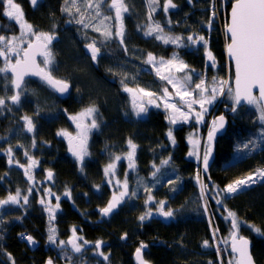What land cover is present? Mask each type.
Segmentation results:
<instances>
[{
    "label": "trees",
    "instance_id": "1",
    "mask_svg": "<svg viewBox=\"0 0 264 264\" xmlns=\"http://www.w3.org/2000/svg\"><path fill=\"white\" fill-rule=\"evenodd\" d=\"M18 1L26 20L37 32L55 33L58 37L55 44L50 46L56 58L53 75L72 86L69 97L61 99L41 79L31 78L24 82L50 93L56 101L53 107L46 108L42 104L35 106L38 111L35 117L38 125L36 142L41 157V170L36 176L45 180L46 170L53 171V182L46 180L48 186L58 195L69 191L71 195L58 201L59 213L52 221L49 220L45 204L40 203V192H32L27 203L21 200L22 205L21 202L19 206L8 204L0 208V264H13V260L15 264H46L49 258L58 261L56 251L48 242L49 228L53 223L57 224L65 237L74 226L88 240L104 241L106 247L103 252L110 254V264H136L134 252L141 242L147 245L145 257L153 264H227V250L221 259L215 244L217 235H213V232L223 239L220 234L227 235L231 231V218L227 219L229 211L234 212L241 221L239 230L242 236L251 240L256 263L264 264V180L228 196L213 192L215 188L222 190L234 180L264 168V145L259 147L261 122L258 119L259 112L252 105L240 107L233 113V103L223 100L220 111L227 116L228 127L217 140L216 160L210 175L204 174L199 162L189 156L186 128L176 131L171 166L180 172L183 186L172 191L171 195L165 193L172 196L168 207L173 208L174 217L165 220L158 215L141 221L139 217L146 213L145 203L134 197L127 199L108 217L101 219L100 215L101 209L108 205L113 196L112 188L105 184L103 168L107 162L106 154L124 152L131 139L139 147L141 171L149 175L151 159L156 158L154 161L158 163L166 153L159 150V145L170 144L166 137L168 124L163 114L155 112L148 117L135 116L122 85L130 83V76L133 77L132 83L153 80L146 70L143 71L140 63L149 53L168 56L171 51L179 50L190 66L199 72L209 71L213 74L214 65L207 58V51H211L218 67V76H223L227 69L232 73L226 53L225 21H228L234 0H229L223 10L220 8L223 0H191L194 4L189 0H173L178 9L171 11V17L167 19L171 24L172 18V23L179 25L177 28H181L182 34H187L185 30L200 28L202 22L212 18L211 23L215 27L207 36L209 50L202 53L187 48L176 49L170 44L165 46L156 38L145 35L146 25L152 16L150 6L156 5L157 0H124L128 13L124 16L123 43L115 37L103 39L98 36L102 48H99L96 61L81 47L82 36L88 38L89 34L71 19L70 14L63 11L65 0H39L35 5L31 0ZM213 4L215 9L214 6L212 9ZM160 13L154 15L155 19L160 18ZM67 17H70L71 25L67 24ZM0 20L2 28L9 23ZM168 28L172 27L169 25ZM225 104L230 105L226 112L223 110ZM89 105H95L99 110L97 119L100 121V131L95 134L91 155L81 162L71 155L65 141L57 136V131L62 127H70V117ZM9 107L17 111L12 102ZM56 108L57 114L61 113L57 119L45 120L41 117V112H52ZM250 139L257 143L245 149L243 145ZM55 148L58 151H53ZM6 149L2 146L0 150V200L14 195L17 189L21 191L24 188L26 195L29 186L14 166L25 163L22 150L16 145L13 149L16 151V160L11 157L10 163V154ZM65 165L74 166L78 173L85 176L86 181L75 180ZM121 173H124L123 170ZM197 175L206 185L209 215L203 208L204 197ZM16 177L22 181H16L17 185L14 186L13 178ZM217 200L221 203L218 204ZM249 225L259 227L261 233L254 232ZM22 234L38 240V245L32 249L20 237ZM125 234L124 239L122 237ZM205 240L209 241L208 247L203 246ZM71 256L77 259L76 255Z\"/></svg>",
    "mask_w": 264,
    "mask_h": 264
},
{
    "label": "snow or ice",
    "instance_id": "2",
    "mask_svg": "<svg viewBox=\"0 0 264 264\" xmlns=\"http://www.w3.org/2000/svg\"><path fill=\"white\" fill-rule=\"evenodd\" d=\"M6 5L5 15L15 22H18L20 25V34L19 36H4L0 35V57L4 58V66L0 67V74H4L7 78L8 73H11L13 79L11 80L12 85L17 90L14 95L8 97L13 104H18L20 102V96L23 91L24 78L28 75L39 76L40 79L46 83L48 86L55 89L57 92L66 93L70 87L69 83L65 80L57 79L53 75L54 65H55V56L52 53L49 45L52 40L56 37L49 33L37 32L34 30L33 26L27 23L23 18V10L20 5L15 3V0H3ZM31 3L35 5L37 0H31ZM65 3L68 4L69 0H65ZM72 7L75 8V11L78 14L80 13V8L77 7V0H71ZM99 3L88 2L86 8H95L97 10V15H99ZM110 7L115 9V18L120 21L119 27L116 31V36L120 39V42L123 43L124 39V25L122 20V13L128 11L127 5L124 3V0H112ZM175 8L176 5L172 3V0H167V3L164 5V11L167 12L168 8ZM63 11H68L71 13L72 8L65 7ZM215 15V12H213ZM82 18L77 20L78 24H84L83 14ZM105 19H111L110 17H105ZM88 25L85 24V27ZM100 31L99 28L96 29ZM163 29L159 25L155 27L150 26L146 34H152L153 32L162 33ZM226 33L229 34L230 43L227 44V52L230 57L234 58L235 61V79L234 87L231 84L230 80L219 79L217 77L212 78V86L209 87L206 85L204 79H200L199 83H196L194 87L192 85V74L194 69H190L189 65L184 63L182 60L178 59L177 54H173L172 59L165 61L161 58L159 61L160 67L156 66L155 57L149 53L148 54V63H152L156 67L157 74L160 75L162 80L167 81L176 91L175 96L180 98V104L187 108L188 111L184 110V107H178L176 103H169V93L168 89L164 88V95L158 97V99L163 100V107L168 110V120L171 124L177 123V118L187 121L190 118H194L197 122L203 120V116L206 113L207 109L205 105H211L216 99L217 96L223 95L225 89H227L229 98L233 101V106L231 111L235 113L237 107L241 105V102L244 101L248 105H252L259 112L258 119L261 122V132L260 139L264 140V0H234L231 6L230 21L226 24ZM106 38H110L113 33L111 31H106L104 33ZM157 39L163 40L165 43H173L179 45L183 39H187L191 44H200L202 43L205 48H207L208 41L203 36H188V37H165L163 35H158ZM91 50V58L93 60L97 59V56L100 52V49L95 46V42L90 43L86 46ZM42 57L43 67L40 66V63L37 62V57ZM13 58L15 62L13 63ZM207 58L209 61L215 65V57L211 51H207ZM162 68H164L169 75L162 74ZM175 69L177 72L184 73L183 78H177L173 76L172 70ZM187 70V71H186ZM201 77L203 73L199 74ZM123 83V81H122ZM125 91L133 94L132 108L137 117L141 114L147 113L148 109L145 107V101L142 97L138 98V93L136 90L128 88L125 86ZM139 93H142L143 96L149 97L146 101L147 104H154L155 101L151 99L152 93L145 91L144 89H139ZM258 91V94H257ZM198 96V98H196ZM6 100L3 97H0V108L5 106ZM200 106V111L196 112L194 105ZM157 107L160 105L157 104ZM66 111V110H65ZM194 113V117H193ZM99 110L95 105H89L85 107L80 113L75 116H71L70 119L76 121L77 133L73 137L70 133L61 131L58 135H63L68 137L69 150L72 154L81 162H83L84 157L89 155L87 151V137L88 133L93 128H98L99 124L97 122V115ZM91 118L90 123H87L88 119ZM25 126L29 132L34 131L35 125L30 117L24 116ZM217 120L212 121V128L207 136V143L205 145V151L202 157L203 170L207 172L209 166V157L213 150V141L216 132L224 127L225 118L220 116ZM168 137L171 139L172 143L175 144V138L173 137L172 130L169 129L167 133ZM191 139V137L189 138ZM195 143V142H193ZM257 143L256 140H249L243 145L245 149H249L250 145L255 146ZM128 145L130 151L126 154L128 160V167L130 169L135 168L134 156L136 152L137 145L132 142L131 139L128 140ZM10 154L9 162H12L11 158V148L7 150ZM27 155V153H25ZM189 155H195L197 159H201L198 152H190ZM168 160L161 161L162 165H167ZM115 161H120L121 156L117 155L114 157ZM33 164L36 162L33 161ZM23 167V165H21ZM116 164L115 162L109 163L104 168V173L106 176L115 172ZM82 170V169H81ZM160 171L159 167H156L152 172V176L155 177L156 174ZM28 169H25L27 174ZM52 172H48L47 178L51 180ZM31 180L32 177L29 176ZM196 179L201 184V194L207 199V194L205 192L206 185H204L200 176L197 175ZM257 179L264 180V169H258L254 173H250L244 178L234 180L232 183H229L225 186L224 189L220 190L225 194L231 195L242 191L244 188L249 185L256 183ZM158 182V181H157ZM109 183H112V180H109ZM117 185H121L119 180H116ZM172 183V181H169ZM122 190L119 195H113L112 199L109 201L108 205L101 209L102 215H109L112 213L120 202L129 195L128 191V182L127 174H125V179L121 185ZM147 190V189H146ZM175 191V188L172 189ZM31 191V189H29ZM219 194V192H218ZM49 195L51 193L49 191ZM65 195L70 196L71 193L66 192ZM132 196H135L136 193L132 192ZM24 203H27L28 197L23 196ZM57 200L56 207H59L60 197L56 196ZM154 198L149 195L146 203H151ZM41 204H44V200L41 199ZM21 203V192L17 189L15 195H9L7 199L0 200V208L8 204L19 205ZM217 203L220 204L221 201L217 200ZM158 207L156 211L165 218H172L175 215L174 210L168 209L165 211L166 201L160 200L156 201ZM204 210L207 211V204H204ZM47 211L49 212L50 218L53 216V208L48 206ZM152 215L151 209H149L144 215H141L139 219L141 221L149 218ZM228 216L231 217L232 230L230 232L231 239V250L237 254L234 260H229L228 264H254V261L251 257L249 251V240L243 236H239V229L241 221L237 219V216L234 212L229 211ZM211 222V221H210ZM246 223V222H244ZM249 227L256 233L260 234L261 229L255 225H249ZM23 235V234H22ZM122 237V238H126ZM215 235V232H213ZM29 244H35L36 241L31 236L25 237ZM48 241L52 244L57 243L56 239V230L54 228H49ZM77 236L76 229L73 228L72 236L67 241H59L60 245H71L72 250L75 253H81L84 245L89 243L86 240ZM102 241L95 242V248L97 253L108 260V256L101 251ZM225 244H228V241L225 240ZM203 246L208 247L209 241L205 240ZM218 250H219V246ZM147 248V245L143 242L140 243V246L136 249L135 258L138 261V264H149L143 257V252ZM11 256V254H8ZM13 264L15 261L13 260ZM47 264H53V260L49 258Z\"/></svg>",
    "mask_w": 264,
    "mask_h": 264
},
{
    "label": "rangeland",
    "instance_id": "3",
    "mask_svg": "<svg viewBox=\"0 0 264 264\" xmlns=\"http://www.w3.org/2000/svg\"><path fill=\"white\" fill-rule=\"evenodd\" d=\"M37 1H39V0H37ZM157 1H158V3L156 5L153 4L150 6V11H151L152 16L150 18L149 23L146 25V28H145V35L147 37L156 38L158 35H163L165 37L180 36V37H185V38L188 36H194V37L195 36H203L207 40L208 34H210L211 33L210 31L213 30V28L215 27V25H212V23H211L212 22V18H211L210 21H208V22L207 21L202 22L201 23L202 25L200 26V28L198 27V29L192 28L189 30H185L187 34H182L181 28L180 29L177 28V26H179V25H174L172 23V18H171V24L168 22L169 20L167 19V18L171 17V15H170L171 11H176L178 9V5L172 0V3L175 4L176 7L175 8L169 7L168 11L165 12L164 11V5L167 3V0H157ZM189 1L191 4H194L191 0H189ZM88 2H91L94 4L95 3L100 4L99 15H97V10L95 8H86V4ZM228 2H229V0H223L222 4L220 5V8L223 10V8H225V5ZM15 3L19 4L21 9H22V6L18 0H15ZM111 3H112V0H77V7L80 8V13L83 14V19L85 21L84 24H80V25L89 34L88 38H86L85 36H82L81 47L84 50H87V52L90 54H91V50L86 47L88 44L95 42V46L97 48H102V46L98 40V36H101L103 39H110V38L115 37L117 40L120 41V39L115 34L118 27H119L120 21L115 18V9L110 7ZM213 6H214V4L212 5V9H213ZM65 7L72 8L71 13L68 11H65L68 14H70L72 20L77 21V20L82 18L81 14H78L75 11V8L72 7L71 0H69L68 4L64 5V8ZM5 8H6L5 3L3 2V0H0V18L2 20H7L9 22V23H7V26H5L6 30H5V28H2L0 26V35H4L6 37L12 36V35L19 36L20 25L18 22H15L13 19H11L5 15ZM214 9H215V6H214ZM159 12H161L159 14L160 18L155 19L154 15L159 13ZM127 13H128V11L122 13L123 25H124V16ZM105 17H110L111 19H105ZM23 18L27 23H29L25 18L24 12H23ZM67 18H68L67 24L71 25L72 21H71L70 17H67ZM227 22L228 21L226 19L225 24H227ZM85 24H87L88 26L85 27ZM176 24H178V23H176ZM156 25H159L160 28L163 29L162 33L153 32L150 35L146 34L148 32V29L150 26L155 27ZM169 25L172 28H168ZM97 28H99L100 31H97L96 30ZM106 31H111L113 33V35L110 38H106L104 35V33ZM193 32H195V33H193ZM47 33L54 35L56 37L54 40H52L51 44L49 45V47H50L51 45L55 44V42L58 40V37L55 35V33H50V32H47ZM124 33H125V29H124ZM226 39H227V41H226V46H227L229 40L227 37H226ZM157 40L159 42H161L162 44H164L165 46H167L169 44L173 45L176 47V49L187 48V50H189V51H193V52L196 51V52H201V53L203 51L209 50L208 48H205L202 43L193 45L187 39H183L179 45L173 44L171 42L165 43L161 39H157ZM51 51H52V49H51ZM52 53H53V51H52ZM174 53L177 54L179 60H182L184 63L189 65L187 63V61L185 60V58L182 57L180 51L178 50V51H173V52L171 51V53L168 56L152 54L155 57L156 66L160 67L159 61L161 60V58L164 59L165 61L172 59ZM226 53H227V49H226ZM0 60L2 62V65H0V67H3L4 66V58L0 57ZM42 60H43V58H40V63L43 66ZM147 60H148V55L146 57H144V60L140 63H141V66L144 68L143 71L146 70L152 76L153 80L149 81V82L143 81L142 83H132L133 77L130 76L129 81H128L130 83H125L122 85L123 91L125 92V94L128 97V100L130 103L129 104L130 108L133 110V108H132L133 94L125 91L124 90L125 86L128 88L136 90L138 93V98L142 97L143 100L145 101V107H147L148 111L145 114H141V116H139V118L148 117L149 115H151L155 112H161L163 114V116L165 117L166 122L168 124V131H169V129H171L173 136H175V134H177V132H176L177 130H179L181 128H186V139H187V143L189 145V153L190 152H198L201 159H197V157L195 155H189V156L191 158H193L194 160H197L199 162V164L202 166V157H203V154L205 151V145L207 143L208 133L212 128V121L216 120V117L218 115L224 113V112L220 111V108H222L223 100L224 101H230L233 103V101L229 98L227 89H225L223 95L217 96V99L211 105H205L207 111L204 114L203 120L201 122H197L194 118H190L189 120L184 121L178 117L177 123L171 124L170 121L168 120L169 112H168V110H166L163 107L164 101L158 99V97L164 95L163 89L164 88L168 89V93H169L168 102L169 103H176L178 107H184V106L180 104V98L175 96L176 90L170 84H168L167 81L162 80L160 78V75L157 74L156 67H154L152 63H148ZM94 61H96V60H94ZM55 62H56V58H55ZM189 67H190V69L195 70L194 73L192 74V85L190 86V88L194 87V85L196 83H199L201 78L205 80L207 86L211 87L213 77H217L219 79H224V80H230L231 84L233 86V78H234L233 70L231 73L230 70L227 69L226 73L223 76H218V73H217L218 67L216 65H214V67L212 68L213 74L209 73V71H207V72L204 71L203 76L201 77L199 74H201L202 72H199L197 68H194L190 65H189ZM162 74L163 75H169V73L164 68H162ZM171 74L177 78H183V76H184V73L177 72V71H175V69L172 70ZM12 79H13V77L10 73H8L7 78H5L4 74H0V97L5 98V100H6L5 106L0 108V120L5 118L3 121H0V150H1L2 146L7 147L6 150L11 148V150H12L11 151V157H14L15 160H16V157H15L16 151L13 149H15V147L17 145L20 148V150H22V153L25 157V163L23 164V167H21V165H19V164H14V166L16 168H18V172L20 171V175L29 184V186L27 187V194L26 195L24 192V188L20 191L21 192V200H23L22 199L23 196H27L28 200H29V196L34 191L40 192V195H39L40 201H41V199L44 200V204L46 206V209L48 208V206H51L54 210L52 218L49 217V220L52 221V220H55L56 215L59 213V208L56 207L57 202H55V200H56L55 197L58 196V197H60L59 200H61L63 198H67L69 196H67L65 194L64 195H58L56 191L52 190L50 188V186H48V184H47L48 182L46 180L48 179L47 178L48 172L51 170H46L45 180H40L36 176L38 170H41L40 169L41 157H39L40 148L38 147V144L36 142V131H37L38 125H37V120L35 117L38 115V111L35 109V106H36V104H38V105L42 104V106L46 107V108L47 107H53L56 105V101L50 93L44 92V91L37 89V88H33L29 84H24L23 91H22L21 96H20V102L18 104H15L17 111H13L9 107V104L11 101L7 99L8 97L14 95V86L11 83ZM61 80H63V79H61ZM141 88L144 89L145 91L153 94L151 99H153L155 101L154 104H147L146 103V101L149 99V97H145V96H143L142 93H139L138 90ZM75 96L78 97V95H75ZM196 98H198V96ZM157 104H159L160 106L157 107L156 106ZM193 107H194L196 112L200 111V106L198 104L194 105ZM229 108H230V105L225 104L223 107V110L226 112ZM184 110L188 111L186 107H184ZM57 111H58V108L54 109V111H52V112H41L40 115L45 120L57 119L61 114L60 112L57 114ZM81 111L73 114L72 116L77 115ZM133 114L135 115L134 110H133ZM24 116H28L32 119L33 124L35 125L34 131L29 132L27 130V128L25 126V121L23 119ZM193 117H194V113H193ZM90 120H91V118H89L88 121H86V122L90 123ZM97 122L99 124V127L91 129V131L88 133L87 151H88L89 155H86L84 157V160H87L89 158V156L91 155V153L93 151V140L95 138V134L99 133V131H100L99 119H97ZM76 123H77L76 121L72 120V125L70 127H62L57 131V136L60 139H63L66 144H67V141H66L67 136L58 135V133H60L63 130L67 133H70L73 137H75L76 133H77ZM8 127H9V130L6 131V129ZM168 131H167V133H168ZM167 133H166V137H168ZM190 137H191V139H189ZM168 140H170V144L159 145V150L166 151V153L162 156V159H160L158 161V163H156L154 161L156 158L151 159V162H150L151 164L149 163L150 164L149 165V175H147L146 173H143L141 171L142 170V167H141L142 159L140 157L139 147L137 144H136L137 148H136V152H135V156H134L135 168H133V169H130L128 167L129 162L126 158V154L130 151L129 145H128V148L122 153H118V152L116 153V152L112 151V152H108L106 154L107 162L104 165V168L109 163L115 162V164H116V169H115L114 173L109 174L108 176H106L104 173L105 184H107L108 186H110L112 188L113 195L114 194L117 196L119 195L120 191L122 190L121 185L123 184V181L125 179V174H127L129 195L126 196L115 209H113L114 212L117 211L123 205V203L127 199H129L130 197H134L135 199H142L143 202L145 203L146 212L149 209H151L152 215L149 217V219L155 218L158 215L161 216L156 211V207H158V205L156 204V201H160V200L166 201L165 211H167L169 209L168 206L170 204V198L172 196H167L165 193L167 192L171 195V192L173 191L172 189L175 188V191L180 189L183 186V182H182V178L179 175L180 172L177 171L174 167L172 168V166H171L172 153L174 151L175 144L172 143V141L169 137H168ZM193 142H195V143H193ZM11 145H14L15 147H12ZM41 145L43 146L44 144L41 143ZM263 145H264V140L260 139L259 147H261ZM67 147H68V144H67ZM53 151H58V148L53 149ZM25 153H27V155ZM71 155H73V154H71ZM117 155L121 156L120 161L114 160V157ZM169 157H171V159L169 160V163L167 165H162L161 161L168 160ZM33 161H35L36 163L33 164L32 163ZM156 167H159L160 171L156 174L155 177H153L152 172L155 170ZM104 168H103V172H104ZM25 169H28L27 174L25 173ZM122 170L124 172L123 174L121 173ZM51 172L53 174L52 178H51V180H49V179L48 180L50 182H53L54 173H53V171H51ZM29 176L32 177L31 180L29 179ZM109 180H112V183H109ZM116 180H119L121 182V185H117L115 183ZM13 181H14L13 185L16 186L17 185L16 181H18L20 183L22 181V179L19 177H16V178H13ZM169 181H172V183H169ZM259 181H262V180L257 179L256 183H258ZM198 184H199L200 189H201L200 182H198ZM253 184H255V183H253ZM204 185H205V183H204ZM246 188H248V187H246ZM246 188H244V189H246ZM29 189H31V191H29ZM49 191L51 193V196L49 195ZM132 192H135L136 195L132 196L131 195ZM205 192L207 194L206 189H205ZM213 192L216 195L219 192V194L221 196L222 195L228 196V194L223 193L218 188H215ZM149 195H151L154 198V200L151 203H146ZM205 203L207 204V200L204 198V204ZM22 204H23V202L20 205H22ZM13 205H16V204H13ZM17 206H19V205H17ZM170 209L173 210V208H170ZM205 212L209 215V208L208 207H207V211H205ZM111 214L112 213H110L109 215H111ZM100 215H101V212H100ZM109 215H107L106 217H108ZM103 218L101 217V219H103ZM230 218L231 217L227 216V219H230ZM51 228H54L56 230V239H57L56 244H52L48 241L49 244L54 248V251H56L57 258H58V261L54 258L52 259L53 264H110L109 263V261H110L109 260V256H110L109 253H106V255L108 256V260L106 261L96 251L95 242L99 241L98 239L94 240V241L88 240L84 235L78 233L76 230L77 236L81 237L82 241L86 240L89 243L84 245V248H83L81 253H75L72 250L70 245H68V244L60 245L59 244V241H61V240L67 241L72 236V230L75 227L74 226L72 227V230L67 237H65L63 235V233L61 232V230L59 229L57 224L53 223L51 225ZM215 230L219 233V229L217 228V226H215ZM230 232L231 231H229V233L227 235H223L220 233L219 234L222 236L224 242H225V240L228 241V244H225V250L228 251L230 260H234L236 258V255H234L230 250ZM239 234H240V236H242V234L240 233V230H239ZM29 245L32 248H35L38 245V243L29 244ZM105 247H106V243L104 242V246L102 247L103 251L105 250ZM138 247L139 246H136V249ZM69 253L71 255H76L77 259H73ZM46 264H47V262H46ZM209 264H212V263H209Z\"/></svg>",
    "mask_w": 264,
    "mask_h": 264
},
{
    "label": "water",
    "instance_id": "4",
    "mask_svg": "<svg viewBox=\"0 0 264 264\" xmlns=\"http://www.w3.org/2000/svg\"><path fill=\"white\" fill-rule=\"evenodd\" d=\"M233 3H234V2H233ZM231 6H232V5H231ZM230 13H231V8H230V10H229V14H228V22L230 21ZM228 22H227V23H228ZM225 32H226V28H225ZM226 35H227V38H228V40H229L228 43H230L229 34L226 33ZM226 49H227V46H226ZM227 57H228V60H229V62H230V64H231V68H232V70H233V75H234V78H233V87H234V79H235V61H234V58H233V57H230V56H229L228 52H227ZM40 58H42V57H39V56L37 57V62H38V63H40ZM12 62L14 63L15 60H13ZM40 66L43 67V66L41 65V63H40ZM10 74H11V73H10ZM31 78H37V79H40L39 76H36V75H28V76H25V78H24V82H25L27 79H31ZM57 79H58V78H57ZM68 83H69V82H68ZM69 85H70V87H69V89H68V91H67L66 93H60V92H57V91H56L55 89H53L52 87H50V86H49V87L52 89V91H53V92H54L59 98L64 99V98H68L69 95L71 94V88H72V86H71L70 83H69ZM22 87H23V86H22ZM14 91L16 92L17 90L14 88ZM257 94H258V91H257ZM243 106H249V105H248L246 102L242 101V102H241V105H240L239 107H237V109L240 108V107H243ZM220 116H223V117L225 118L224 127H223V128H220V129L216 132V134H215L214 141H213V150H212V153H211V155H210V157H209V166H208L207 172H205V171L203 170V164H202V170H203L204 174H206V175H210V170H211V168H212V166H213V164H214V162H215V160H216V145H217V140L219 139V137H221V136L224 135V133L226 132L227 127H228V118H227V116H226L225 114H220V115H218V116L216 117L217 123H219V121H218L217 118L220 117ZM66 141H67L68 147L70 148L69 143H68V137L66 138ZM69 152L72 153L70 150H69ZM101 215H102V213H101ZM102 216L104 217L105 215H102ZM164 218H165V217H164ZM165 220H167V218H165ZM238 235L240 236L239 233H238ZM243 237H245V238H247V239L249 240V242H250V244H249V251H250L251 257H252V259H253V261H254V264H257L256 261H255V258H254V256H253L251 240H250L248 237H246V236H243ZM102 246H103V243H102V245H101V251H102ZM230 249H231V239H230ZM146 250H147V248H146V249L144 250V252H143V257H144V259H145L146 261H148V260L146 259V257H145V251H146ZM231 251H232V250H231ZM135 252H136V251H135ZM135 252H134V261H135L136 264H138V261H137L136 258H135ZM232 253H233L234 255L237 256V254L234 253L233 251H232ZM148 262H149V264H153V263L150 262V261H148Z\"/></svg>",
    "mask_w": 264,
    "mask_h": 264
},
{
    "label": "built area",
    "instance_id": "5",
    "mask_svg": "<svg viewBox=\"0 0 264 264\" xmlns=\"http://www.w3.org/2000/svg\"><path fill=\"white\" fill-rule=\"evenodd\" d=\"M215 235H217L216 238H215L216 248H217V251L219 252V255L221 256V259H222L223 258L222 255L225 252V242L223 241V239H221V237L218 234H215ZM27 236H29V235L28 234L27 235L25 234V235H21L20 237L23 238V239H25V237H27ZM217 246H219V250H218V247ZM229 260L230 259H229L228 253L226 251V263L227 264H228Z\"/></svg>",
    "mask_w": 264,
    "mask_h": 264
},
{
    "label": "bare ground",
    "instance_id": "6",
    "mask_svg": "<svg viewBox=\"0 0 264 264\" xmlns=\"http://www.w3.org/2000/svg\"><path fill=\"white\" fill-rule=\"evenodd\" d=\"M66 166V169L68 170V168H69V170L71 171V173H72V177L75 179V180H77V181H82V182H84V181H86V178H85V176L84 175H82V174H80V173H78L77 172V170L74 168V166H72V167H70L71 165H65ZM36 240V239H35ZM36 242H39L38 240H36ZM30 246V245H29Z\"/></svg>",
    "mask_w": 264,
    "mask_h": 264
},
{
    "label": "flooded vegetation",
    "instance_id": "7",
    "mask_svg": "<svg viewBox=\"0 0 264 264\" xmlns=\"http://www.w3.org/2000/svg\"><path fill=\"white\" fill-rule=\"evenodd\" d=\"M101 217L103 218V216H102V215H101ZM104 217H105V216H104ZM99 241H100V240H99ZM70 246H71V245H70ZM103 246H104V241H103ZM103 246H102V247H103ZM102 251H103V250H102ZM148 261H149V260H148ZM150 262H151V261H150Z\"/></svg>",
    "mask_w": 264,
    "mask_h": 264
}]
</instances>
